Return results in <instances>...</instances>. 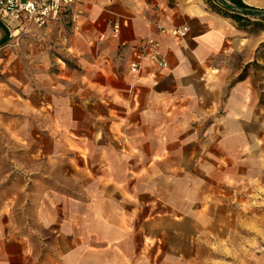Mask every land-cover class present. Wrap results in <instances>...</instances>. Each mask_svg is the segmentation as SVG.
<instances>
[{
    "label": "crops",
    "instance_id": "obj_1",
    "mask_svg": "<svg viewBox=\"0 0 264 264\" xmlns=\"http://www.w3.org/2000/svg\"><path fill=\"white\" fill-rule=\"evenodd\" d=\"M114 23L118 25L117 33L113 32ZM0 24V39L7 35L6 42L0 45L3 134L4 114L10 108L25 107L19 97V92L25 91V83L20 57L7 51L11 31L1 20ZM179 26L189 28L184 37L168 33L169 28ZM236 31L229 19L211 11L204 0H82L44 30H32L38 36L39 47L34 55L39 64L33 82V108L40 114L42 109L56 111L49 113L50 122L55 124L76 123V108L88 118L93 117L92 124L98 128L95 138L92 134L81 142L69 135L66 139L88 147L87 155L96 148V171L102 174L97 188L102 190L111 188L115 193L126 188L132 174L151 173L158 163L164 166L161 171L184 174L182 180L191 171L201 173L193 180L196 186L198 181H204L202 174L210 173L213 181L214 173L218 186L215 194L210 195L215 197V203L225 206L224 216L218 219L224 220L225 226H216L214 231L215 251L229 256L225 264H264V148H259L261 140L250 131L251 124L264 128V116L259 118L258 101L253 98L247 79L223 86L218 69L227 42ZM43 33L45 38H41ZM147 37L160 41L168 68L154 74H149V67L144 68L136 87L129 89L135 80L128 72L130 46ZM44 45L63 50L65 60L55 57L63 65L57 68L62 70L45 71L41 65V60H45L41 51ZM224 87L226 95L222 102L218 94ZM94 106L96 114L91 111ZM222 108L224 112L220 114ZM203 159L209 161V171ZM118 174L123 178L118 179ZM105 176L107 179L103 180ZM5 186L0 180V190ZM177 188L180 190L179 184ZM95 199L92 204L100 209L93 211L101 221H107L105 206L121 201L103 192ZM7 201V197L0 196V264H11L13 255L3 250L4 239L1 241L14 236L3 230L7 225L3 223L7 222ZM15 201L18 203L19 198ZM111 213L118 218L121 215L117 210ZM39 223L48 231L54 224L44 216ZM62 230L59 236L69 238L70 244L59 251L50 247L37 253L27 243L25 233L19 235L21 238L15 237L20 244L18 264L112 262L109 244L91 250L82 238L74 241L71 224ZM121 231L125 230H120L123 235ZM116 249L122 252L121 246ZM118 261L115 264H122Z\"/></svg>",
    "mask_w": 264,
    "mask_h": 264
},
{
    "label": "rangeland",
    "instance_id": "obj_2",
    "mask_svg": "<svg viewBox=\"0 0 264 264\" xmlns=\"http://www.w3.org/2000/svg\"><path fill=\"white\" fill-rule=\"evenodd\" d=\"M244 2L264 8V0ZM234 27L237 31L227 42L218 68L221 71L220 83L228 86L247 79L250 92L258 101L260 118L264 116V28L242 30ZM32 30L10 33L7 41L9 55L14 54L21 59L25 83L24 93L19 92L25 107L10 108L8 114H4L1 128L5 133H0V180L6 185V189L0 190L3 191L0 196L9 199L4 206L7 222L3 223L7 225L3 230L14 234L1 238V241L4 239L3 250L13 254L10 256L11 264L19 263L17 253L20 244L15 237L25 233L27 243L37 253L51 248L59 251L70 244L69 238L59 236L62 228L70 224L74 241L82 238L91 250L104 243L109 244L112 262L107 264L119 263L118 260L122 264H225L229 256L223 251H215L214 244L216 226H225L224 220H218L224 216L225 206L215 203V197L210 195L212 192L215 194L217 185L214 173L213 181L210 173L202 174L204 181L202 184L198 181L196 186L193 180L201 173L191 171L182 180L184 174L161 171L164 166L158 163L151 173L132 174L127 187L115 193L111 188H97L102 174L96 171V148L87 155L85 148L88 147L72 144L68 137L66 139L69 135L81 142L92 134L95 138L98 128L92 124L93 117L88 118L80 108H76L73 110L76 123L55 124L50 122L49 113L56 111L42 109L40 114L33 108L36 100L33 82L39 64L34 55L38 54L39 47L38 36ZM45 37L43 33L41 38ZM41 51L45 56V60H41L45 71L52 68L62 70L57 68L58 65L63 66L61 61L56 59H66L61 48L44 45ZM225 95L224 87L218 94L220 101H225ZM91 111L96 114V106ZM223 112L222 108L219 113ZM256 113L257 108L254 107V115ZM250 131L261 140L259 148H264V128L260 124H251ZM202 161H207L205 166L209 171V161ZM116 176L123 178L122 174ZM106 179L105 176L103 180ZM102 192L121 198L119 204L105 206L107 221L96 219L97 212L93 211L100 209L92 201ZM200 192L203 193L201 201L198 198ZM16 198H19L18 203L13 202ZM195 200L198 202L193 203ZM111 209L117 210L120 217L111 213ZM43 216L54 222L49 231L39 223ZM120 230H125L121 231L123 235ZM118 240L121 242L117 243ZM117 245L121 246L122 252L116 249Z\"/></svg>",
    "mask_w": 264,
    "mask_h": 264
},
{
    "label": "built area",
    "instance_id": "obj_3",
    "mask_svg": "<svg viewBox=\"0 0 264 264\" xmlns=\"http://www.w3.org/2000/svg\"><path fill=\"white\" fill-rule=\"evenodd\" d=\"M82 0H0V20L13 34L27 32L31 29L44 30L51 22L58 20L61 15L74 4ZM187 26L169 28L168 33L174 37H184L188 32ZM113 32H118V25L113 24ZM128 72L135 77L129 89L136 87V82L146 67L154 71L168 68L167 60L162 52L159 40L147 37L130 46Z\"/></svg>",
    "mask_w": 264,
    "mask_h": 264
},
{
    "label": "trees",
    "instance_id": "obj_4",
    "mask_svg": "<svg viewBox=\"0 0 264 264\" xmlns=\"http://www.w3.org/2000/svg\"><path fill=\"white\" fill-rule=\"evenodd\" d=\"M204 2L211 11L229 19L238 29L264 28V8L251 6L244 0H204ZM0 27L3 28L1 24ZM6 40L7 35L4 34L0 39V45Z\"/></svg>",
    "mask_w": 264,
    "mask_h": 264
}]
</instances>
